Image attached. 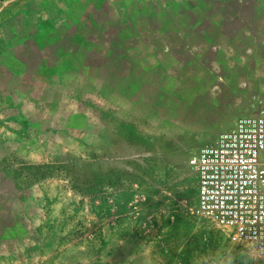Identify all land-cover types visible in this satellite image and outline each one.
<instances>
[{
	"label": "crops",
	"instance_id": "obj_1",
	"mask_svg": "<svg viewBox=\"0 0 264 264\" xmlns=\"http://www.w3.org/2000/svg\"><path fill=\"white\" fill-rule=\"evenodd\" d=\"M17 5L0 13V127L12 132L0 135V160L79 164L98 173L88 188L126 194L129 224L114 230L112 245H98L112 252L97 264H205L213 248L194 229L176 236L149 193L132 199L145 183L106 178L133 176L138 141L158 138L157 155L184 157L238 117L264 112V0ZM75 155L82 160L73 164ZM10 168L3 163L0 173Z\"/></svg>",
	"mask_w": 264,
	"mask_h": 264
},
{
	"label": "rangeland",
	"instance_id": "obj_2",
	"mask_svg": "<svg viewBox=\"0 0 264 264\" xmlns=\"http://www.w3.org/2000/svg\"><path fill=\"white\" fill-rule=\"evenodd\" d=\"M3 1L0 0V5ZM26 3L30 5L33 0H21L16 4L19 9ZM89 100L100 101L92 93ZM68 101L77 100L73 97ZM7 130L9 132L0 127V135L12 133ZM157 139L136 144L138 151L144 150L139 152L143 159L139 157L133 176L107 177L106 181L145 183L143 190L132 191V199L143 202L145 193H149L154 208L168 221L165 226L170 224L177 228L173 229L176 236L179 232L182 234V228H190V232L194 229V238L201 237L205 245L213 248L205 250V257H211L205 264H264L250 249L231 243L221 228L193 213L196 177L188 160L199 148L210 144L214 136L198 147H187L184 157L169 158L157 155L162 145ZM77 146L83 148L80 142ZM70 160L75 164L82 158L75 155ZM3 163L10 165L11 172L8 175L0 173V264L36 260L39 254L51 259L48 264H97L112 252V249H98V245L105 241L112 245L114 230L129 224L124 215H130L129 211L134 208L129 207L126 194L117 197L115 191L98 186L88 188L86 181L92 178L96 185L98 173L88 175L79 164L72 170L65 163L51 162L48 158L19 160L16 155L1 158L0 166ZM19 165L22 170L18 169ZM145 170L146 173L140 172ZM72 181L77 186L70 187ZM141 205L139 211L142 213ZM116 214L122 216L116 219ZM122 217L125 221L118 222ZM198 264H204L203 259Z\"/></svg>",
	"mask_w": 264,
	"mask_h": 264
},
{
	"label": "built area",
	"instance_id": "obj_3",
	"mask_svg": "<svg viewBox=\"0 0 264 264\" xmlns=\"http://www.w3.org/2000/svg\"><path fill=\"white\" fill-rule=\"evenodd\" d=\"M188 164L196 177L194 215L264 263V112L238 117Z\"/></svg>",
	"mask_w": 264,
	"mask_h": 264
},
{
	"label": "water",
	"instance_id": "obj_4",
	"mask_svg": "<svg viewBox=\"0 0 264 264\" xmlns=\"http://www.w3.org/2000/svg\"><path fill=\"white\" fill-rule=\"evenodd\" d=\"M21 0H5L0 5V13L4 11L5 9H9L13 7L16 3H18ZM51 259L46 258L43 255H39V257L36 260H20V261H12L8 264H48Z\"/></svg>",
	"mask_w": 264,
	"mask_h": 264
}]
</instances>
